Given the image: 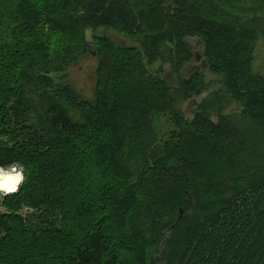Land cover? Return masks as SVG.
Instances as JSON below:
<instances>
[{
    "label": "trees",
    "instance_id": "16d2710c",
    "mask_svg": "<svg viewBox=\"0 0 264 264\" xmlns=\"http://www.w3.org/2000/svg\"><path fill=\"white\" fill-rule=\"evenodd\" d=\"M187 38L205 68L183 77ZM260 38L264 0H0V166L25 175L0 195V264H264ZM91 47L85 98L65 71ZM205 70L220 85L189 118Z\"/></svg>",
    "mask_w": 264,
    "mask_h": 264
},
{
    "label": "rangeland",
    "instance_id": "374dc122",
    "mask_svg": "<svg viewBox=\"0 0 264 264\" xmlns=\"http://www.w3.org/2000/svg\"><path fill=\"white\" fill-rule=\"evenodd\" d=\"M95 34L96 35L105 34L106 36L110 37L111 39H113L114 41L120 44L132 43V41H129V38L126 35L119 33L117 34L111 30H103V29L86 31V38L88 41H90V43H93L92 36ZM187 41L192 45L193 54L198 55V58L192 59L187 65H185V67L181 71L183 77H188L189 74H191L195 70H201L205 68L204 60L202 58V46L198 44L197 38H187ZM253 55H254L252 61L253 70L257 73L264 75V39L263 38H260L259 41L256 42L254 46ZM96 65H97V59L95 56L94 48L91 47L90 53L82 57L75 64H72L69 67H67L65 71L66 77L70 85L77 93H79L85 98H91L93 95L94 85H95ZM152 67L153 68L161 67L162 69L165 70V72H163V75H166L167 77L170 76L168 63L158 60L152 65ZM203 74H204V79L208 81L207 90L197 97H192L184 101L181 105L184 114L189 118L192 117V115L194 114L198 106V103L201 101V99L207 96L210 91L217 90L220 85L218 78L215 75L211 74L209 71L205 70ZM238 108L239 106L236 103H231V105L226 110L231 111V110H237ZM213 118L215 119V117ZM172 129L173 127L167 121L166 117H160V118L158 117L157 120L155 121V130L157 132L158 141L161 143H165ZM5 211L6 209L2 205V197L0 196V213ZM19 213L26 218H31L32 216V211L25 207ZM156 256H159V253H157Z\"/></svg>",
    "mask_w": 264,
    "mask_h": 264
},
{
    "label": "clouds",
    "instance_id": "9594fccd",
    "mask_svg": "<svg viewBox=\"0 0 264 264\" xmlns=\"http://www.w3.org/2000/svg\"><path fill=\"white\" fill-rule=\"evenodd\" d=\"M24 180L23 171L15 167L10 170L0 168V193L4 195L15 193Z\"/></svg>",
    "mask_w": 264,
    "mask_h": 264
},
{
    "label": "water",
    "instance_id": "95a60500",
    "mask_svg": "<svg viewBox=\"0 0 264 264\" xmlns=\"http://www.w3.org/2000/svg\"><path fill=\"white\" fill-rule=\"evenodd\" d=\"M198 58V55H196V59ZM205 64V63H204ZM13 167H15V168H17L18 170H21V171H23L24 172V167L21 165V164H19V163H14V164H11V165H8V166H4V167H2V166H0V168H3V169H5V170H10L11 168H13ZM20 188V187H19ZM18 188V189H19ZM18 191V190H17ZM16 191V192H17ZM15 192V193H16ZM11 194H13V193H11ZM0 195H3V196H6V195H4V194H2V193H0ZM9 195V194H8Z\"/></svg>",
    "mask_w": 264,
    "mask_h": 264
}]
</instances>
